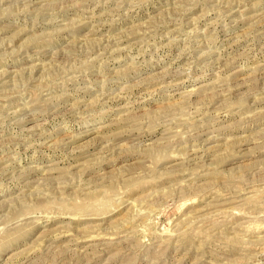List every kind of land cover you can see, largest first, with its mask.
I'll list each match as a JSON object with an SVG mask.
<instances>
[{"label":"rangeland","instance_id":"obj_1","mask_svg":"<svg viewBox=\"0 0 264 264\" xmlns=\"http://www.w3.org/2000/svg\"><path fill=\"white\" fill-rule=\"evenodd\" d=\"M0 264H264V0H0Z\"/></svg>","mask_w":264,"mask_h":264},{"label":"bare ground","instance_id":"obj_2","mask_svg":"<svg viewBox=\"0 0 264 264\" xmlns=\"http://www.w3.org/2000/svg\"><path fill=\"white\" fill-rule=\"evenodd\" d=\"M258 211V210H257ZM259 211H260V209H259ZM261 213V212H260ZM254 214V213H253Z\"/></svg>","mask_w":264,"mask_h":264}]
</instances>
